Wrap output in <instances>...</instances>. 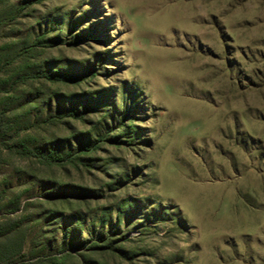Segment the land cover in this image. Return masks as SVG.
<instances>
[{"label":"rangeland","instance_id":"obj_1","mask_svg":"<svg viewBox=\"0 0 264 264\" xmlns=\"http://www.w3.org/2000/svg\"><path fill=\"white\" fill-rule=\"evenodd\" d=\"M0 54L18 137L72 154L2 152L5 264H264V0H0Z\"/></svg>","mask_w":264,"mask_h":264},{"label":"trees","instance_id":"obj_2","mask_svg":"<svg viewBox=\"0 0 264 264\" xmlns=\"http://www.w3.org/2000/svg\"><path fill=\"white\" fill-rule=\"evenodd\" d=\"M29 3L30 1H25L24 6H27L26 4ZM55 43V39L49 40L44 39L43 36H37L32 40L31 44L24 43L21 45L18 50L19 56L21 57L23 63L29 62L32 57H35L33 50L36 46H52ZM4 67L5 61L2 60V55L0 54V72ZM19 67H21V65ZM24 74L25 73H20L17 79H13L11 81H7L8 79L12 78L9 75L3 78L0 74V160L3 151L8 150L12 152L13 149L20 154L30 152L35 157H38L43 164L59 162L72 157V154L69 151L65 152L61 149L59 150L58 146L56 145L55 147H50V149H48L46 152H44L40 146L30 147L29 144L32 139L30 135L25 137L22 136V138L18 137L17 130L19 125L17 124H19V122L17 118H12L10 116V114L13 112V108L10 106L14 104V100L16 99L18 84L25 83V78L27 76ZM42 76L52 83H63L67 80H71L70 77L57 73L55 70H51L49 73L46 72ZM7 82L9 88L6 89L4 86ZM28 85L30 86L29 90L35 94L33 91L34 86L32 87L31 83ZM65 113L71 117L77 116V114L74 113L73 108L68 109ZM61 115L64 116L63 113ZM47 117V121L53 122V120H56L55 115H47ZM43 121L44 120L41 122ZM57 121L59 123L61 122V120ZM23 240L24 235L21 232L19 226L16 224L8 225V223L0 222V264H5L8 259L12 258L21 251ZM63 261V258L54 257V264H61Z\"/></svg>","mask_w":264,"mask_h":264}]
</instances>
